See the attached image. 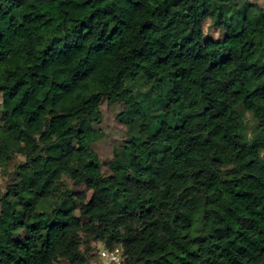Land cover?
<instances>
[{
  "label": "clouds",
  "instance_id": "9594fccd",
  "mask_svg": "<svg viewBox=\"0 0 264 264\" xmlns=\"http://www.w3.org/2000/svg\"><path fill=\"white\" fill-rule=\"evenodd\" d=\"M0 264H264V0H0Z\"/></svg>",
  "mask_w": 264,
  "mask_h": 264
}]
</instances>
